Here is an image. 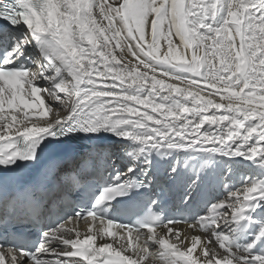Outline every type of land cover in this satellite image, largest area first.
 I'll return each mask as SVG.
<instances>
[{"label": "snow or ice", "instance_id": "1", "mask_svg": "<svg viewBox=\"0 0 264 264\" xmlns=\"http://www.w3.org/2000/svg\"><path fill=\"white\" fill-rule=\"evenodd\" d=\"M0 264H264V0H0Z\"/></svg>", "mask_w": 264, "mask_h": 264}, {"label": "bare ground", "instance_id": "2", "mask_svg": "<svg viewBox=\"0 0 264 264\" xmlns=\"http://www.w3.org/2000/svg\"><path fill=\"white\" fill-rule=\"evenodd\" d=\"M174 41H175L176 43H179L178 39H175V38H174ZM165 48H166V46H165ZM133 63H135L134 60H133ZM171 83H178V82L171 81ZM41 96H42L43 98H45L46 103H47V98H46L45 94H44V93H41ZM214 99H216L217 102H219V97H215ZM149 111H150V110H149ZM213 111H214V110H213ZM49 118L54 119V118H55V117H54V114H51V113H50V117H49ZM36 123H37V124H42V121L39 120V119H36ZM29 126H31V125H29ZM205 127H207V125H205ZM225 195H226V193H225ZM73 226L79 228V230H80V232H81V239H83V238L88 234V232H87V225H85L84 223H79L78 225H68L67 227H73ZM97 226H98V225H97ZM178 227L180 228V230L182 231V233H183V231L186 229V225H179ZM95 230H96V228L94 227V228H93V231H95ZM161 231H163V232L166 233V229H164V230H158V232H161ZM189 231H192V230H189ZM72 235H73V238H75V233H73ZM119 235H122V234L119 233L118 236H119ZM117 238H118V237H117ZM189 240H190V238H189ZM105 241H107V242H113L111 238H107V237L105 238ZM105 241H101V240L98 239V240H97V245H99L100 243H103V242H105ZM124 242H126V241H125V240L121 241V243H124ZM113 246H114V247H119V245L116 244V243H113ZM221 251H222V250H221ZM197 253H199V249L197 250ZM124 254H125V255H131L132 253H131V251H129V252H126V253H124ZM201 259H203V257H201Z\"/></svg>", "mask_w": 264, "mask_h": 264}]
</instances>
